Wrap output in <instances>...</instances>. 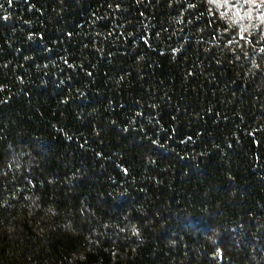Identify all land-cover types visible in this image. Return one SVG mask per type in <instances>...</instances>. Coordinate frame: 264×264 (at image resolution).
<instances>
[{"label":"trees","instance_id":"obj_1","mask_svg":"<svg viewBox=\"0 0 264 264\" xmlns=\"http://www.w3.org/2000/svg\"><path fill=\"white\" fill-rule=\"evenodd\" d=\"M0 264H264V0H0Z\"/></svg>","mask_w":264,"mask_h":264}]
</instances>
